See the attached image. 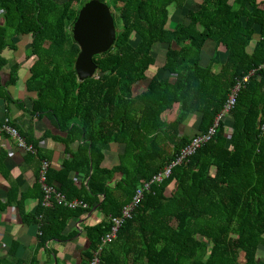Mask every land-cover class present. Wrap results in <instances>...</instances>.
Wrapping results in <instances>:
<instances>
[{
    "label": "trees",
    "instance_id": "trees-1",
    "mask_svg": "<svg viewBox=\"0 0 264 264\" xmlns=\"http://www.w3.org/2000/svg\"><path fill=\"white\" fill-rule=\"evenodd\" d=\"M85 1L0 0V71L10 64L6 51L32 59L24 82L29 113L50 120L58 133L48 130L43 137L63 144L67 156L60 169L48 168L47 183L67 201L86 205L70 208L53 201L45 207L40 167L31 191L18 194L1 151L0 176L9 188L6 199L0 197V213L14 207L24 223L37 225L38 235L26 257H18L20 243L13 240L0 253V264H39V250L51 264L55 252L49 242H65L71 219L97 212L103 219L83 227L88 246L82 264H88L110 219L119 217L141 188L139 203L113 241L140 245L135 264H264V69H258L264 63V2L202 0L189 8L188 0H99L113 9L116 38L108 52L93 57L97 75L79 82L71 27ZM171 6L185 9L181 20L170 22ZM255 26L259 39L251 49ZM26 37L27 48L18 51L17 42ZM208 43L215 50L204 63ZM158 54L163 63L148 78ZM22 62L9 65L5 83L0 78V98L21 107L7 87L17 83ZM238 83L235 104L211 138L174 165L192 138L214 125ZM192 116L196 121L188 129ZM17 131L37 149L27 157L47 160L41 139ZM111 145L121 150L118 163L108 168L104 153ZM169 166L167 176L154 179ZM28 197L38 200L33 213L24 209ZM101 264H109L105 252Z\"/></svg>",
    "mask_w": 264,
    "mask_h": 264
},
{
    "label": "crops",
    "instance_id": "crops-1",
    "mask_svg": "<svg viewBox=\"0 0 264 264\" xmlns=\"http://www.w3.org/2000/svg\"><path fill=\"white\" fill-rule=\"evenodd\" d=\"M202 0H188L186 4L189 8L197 7V5ZM258 3H263L264 0H256ZM231 2V0H230ZM261 5V4H259ZM185 10V9H184ZM184 13H176L175 11L170 18V22L174 19L183 17ZM178 20V19H177ZM244 21V19H243ZM258 26H255V33L253 41L251 42L250 48L252 49L256 41L259 39ZM28 38H23L17 42L18 51H24L27 48ZM21 44H23L21 46ZM214 44L208 43L201 55V60L206 63L209 57L214 54ZM221 58H225L224 48L219 47ZM24 53L19 52L14 54L13 52H4V57L10 63L2 68L0 71V78L2 82L5 83L9 78L10 68L9 65L15 62H22L20 68L17 71L18 81L15 85H9L7 90L10 92L14 100H19L23 102L22 107L14 103H6L0 98V152L6 153L4 163L9 171V176L12 181L18 185V194L26 193L31 191L33 185L36 182V175L40 167L39 160L32 157H27V153L20 148H18L13 139L1 131L2 125L6 122H12L17 126V129L29 135L34 139H41L39 145L43 153L47 156V161L49 162V167L53 169H60L61 162L64 159V145L54 141L50 138L43 137V134L50 130L51 133L57 134V130L51 127V122L48 118L42 117L37 118L36 115L32 116L29 111L31 110V101L29 99L28 93L25 91L24 82L28 75V68L32 62L31 60L24 61ZM158 54L157 56H160ZM156 56V57H157ZM162 56V55H161ZM157 68L151 67L149 71L146 72V76L151 78L155 75ZM144 87V86H143ZM142 89L138 86L136 90ZM177 110H172L167 114V119H172ZM192 116L186 123V128L192 129L196 118ZM194 121V123H193ZM43 137V138H42ZM121 147L118 145H111L109 150L105 151V160L103 165L110 168L118 163L117 157ZM76 175V174H75ZM38 177V176H37ZM77 181H80L82 176L77 174L75 176ZM0 197L4 201L6 199V191L9 188V183L7 180L0 176ZM37 198L28 197L24 201V209L27 213H33L37 205ZM103 219L102 215L97 212H90L89 214L83 215L79 219H71L64 234H69V238L65 242H49L48 248L55 252V255L51 258L53 261L51 264H82L86 261L85 249L88 244L84 236L83 227L86 225L96 224ZM74 234V235H73ZM37 235L38 227L34 224H27L22 221L19 212L14 207H8L4 212L0 213V253L5 254L6 249L13 240L20 243L18 247L17 255L18 257H26L37 246ZM117 235V233H116ZM114 239L104 245L102 253L105 252L107 256V261L109 264H135V259L140 251V245L136 243H114ZM114 243V244H113ZM39 264H45L49 257L39 250L36 254ZM261 258H264V254H260ZM102 260V254H101ZM88 261V259H87Z\"/></svg>",
    "mask_w": 264,
    "mask_h": 264
},
{
    "label": "built area",
    "instance_id": "built-area-1",
    "mask_svg": "<svg viewBox=\"0 0 264 264\" xmlns=\"http://www.w3.org/2000/svg\"><path fill=\"white\" fill-rule=\"evenodd\" d=\"M258 69H264V63L260 65ZM252 73H254V71H252L250 74ZM246 79L247 76L243 78L244 81ZM240 86L241 84L238 83L232 88L221 113L217 116L214 125L210 127L206 133L193 137L191 142L181 151L180 155L176 158V160L173 163L174 165L181 163L187 156L191 155L201 144H203L204 142L208 141L211 138V136L215 132V127L217 125L218 120L225 118L228 112L230 111V109L235 104L236 96L240 89ZM1 131L7 134L9 137H11L14 140L16 146L21 150L25 151L26 153L35 154L37 152V149L32 144L26 143L25 139L19 135L17 129L9 126L7 122L4 125H2ZM48 168H49V162L47 160H41L37 179H38V183L40 184L41 190L43 192L42 204L45 207H49L52 205L53 201H56L58 204H63L70 208H74L78 205H82L83 207H85L86 205L78 200L67 201L63 194L57 191V189L53 185L47 183L46 173L48 171ZM169 173H170V166L166 167L161 173L156 175L154 179L162 180L163 177L167 176ZM147 186L148 185L145 184L144 188H147ZM142 190L143 188L138 189L136 191V194L133 197L132 202L123 207L121 211V215L119 217H112L110 219L112 226L110 227L109 232L105 234L104 237L101 238L100 242L97 245H95V247L90 251L88 264H101V254H102V250L104 249V245H106L107 243L111 242L114 239L123 221L131 217V212L135 209V207L139 203V199L142 196Z\"/></svg>",
    "mask_w": 264,
    "mask_h": 264
},
{
    "label": "water",
    "instance_id": "water-1",
    "mask_svg": "<svg viewBox=\"0 0 264 264\" xmlns=\"http://www.w3.org/2000/svg\"><path fill=\"white\" fill-rule=\"evenodd\" d=\"M71 35L79 53L74 63L77 80L82 82L97 75L93 57L108 52L116 38L115 19L110 7L99 0L81 4Z\"/></svg>",
    "mask_w": 264,
    "mask_h": 264
},
{
    "label": "rangeland",
    "instance_id": "rangeland-1",
    "mask_svg": "<svg viewBox=\"0 0 264 264\" xmlns=\"http://www.w3.org/2000/svg\"><path fill=\"white\" fill-rule=\"evenodd\" d=\"M56 1H59V2H61V1H63V0H56ZM174 10H175V8H174V6H171L170 8H169V11L171 12V16L173 15V13H174ZM178 10H176L175 11V14L176 13H180V10L177 12ZM111 12H112V14L114 13L113 12V9L111 8ZM185 12V10H181V13H184ZM172 23V22H171ZM132 41H135V37H133L132 39H131ZM162 58H164L163 56H157V58H156V64H155V68H157V67H160L161 65H162V63H163V59ZM157 71V70H156ZM159 74H162V73H159ZM176 109V108H175ZM193 118H195V117H193ZM193 123H194V121H193Z\"/></svg>",
    "mask_w": 264,
    "mask_h": 264
}]
</instances>
